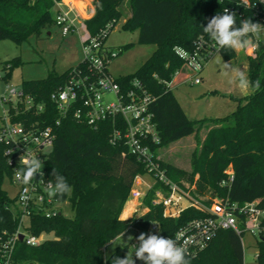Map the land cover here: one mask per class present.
<instances>
[{
  "label": "trees",
  "instance_id": "trees-1",
  "mask_svg": "<svg viewBox=\"0 0 264 264\" xmlns=\"http://www.w3.org/2000/svg\"><path fill=\"white\" fill-rule=\"evenodd\" d=\"M57 1L60 0H0V40L20 44L31 35L38 37L48 31L59 11ZM92 1L94 13L84 20L90 35H97L107 24H111L110 32L122 19L123 29L137 31L138 43L154 45L152 53L133 74L119 75L117 80L126 84L137 78L153 96L150 107L160 139L157 147L165 148L192 134L198 138L199 132L205 131L203 139L197 140V146L190 153L189 170L162 160L167 177L179 184H195L199 193L210 191L224 195L225 190L218 183L225 176L223 170L231 165L234 177L228 191L230 198L239 202L260 198V206L264 208V31L252 38L256 42L255 54L247 57L250 92L235 97L238 102L232 113L190 119L166 85L183 65L174 47L191 52L199 37L217 45L204 33L203 27L213 16L224 14L225 9L235 13L237 27L244 19L264 25V4L258 0H248V4L242 0ZM128 46L130 43L121 48ZM218 51L225 60L236 56L232 49ZM0 64L3 70L0 78L7 81L12 68L20 65L21 60L13 57ZM77 65H83L82 61ZM71 68L63 72L50 70L43 78L21 81L23 94L33 103L41 104L42 110L26 109L24 102L7 103L11 121L25 126L33 122L40 127L53 126L55 137L50 150L43 155V174L39 176L54 182L55 169L72 187L70 195L56 198L66 202L73 215L65 216L62 209L50 217L32 213L28 231L35 235L52 233L53 237L35 246L17 241L13 255L16 264H112L114 257L124 258L129 245L116 247L108 256H104L103 247L128 227L145 231L149 223L157 222L163 236L171 234L187 219L201 215L193 208H186L175 218L162 216V206L150 203L158 186L155 184L142 201L149 207L146 213L138 220L120 218L135 176L144 175L145 169L135 157L122 155L123 147L109 142L110 122L92 128L68 115L55 124L59 114L50 96L65 83ZM256 81L260 82L259 89L255 87ZM23 167L17 165L18 169ZM12 175L13 167L7 164L1 151L0 244L18 225L19 213L10 209L16 203L15 195L10 199L3 188L5 178L15 187ZM255 245L256 263L264 264V235ZM187 259L189 264H243L241 237L231 229L219 230L204 249Z\"/></svg>",
  "mask_w": 264,
  "mask_h": 264
},
{
  "label": "built area",
  "instance_id": "built-area-1",
  "mask_svg": "<svg viewBox=\"0 0 264 264\" xmlns=\"http://www.w3.org/2000/svg\"><path fill=\"white\" fill-rule=\"evenodd\" d=\"M242 1L248 4V0ZM258 1L264 4V0ZM55 4L59 11L54 24L61 29V34L78 31L77 23L81 18L79 13L71 7L64 9L60 1ZM82 26L85 30V34L81 36L83 65L73 66L65 83L50 96L59 114L55 124L68 115L92 128H97L103 122L112 124L109 142L123 147L122 155L129 154L142 163L144 174L149 175L152 180L145 183L140 181V175L135 176L127 200H139V209L136 213L133 210L129 217L138 220L148 211L149 207L143 204V198L148 190L158 184L150 203L162 206V216L175 218L186 208H193L201 214L187 219L171 234L163 235L165 238L176 239L185 247L187 257L204 249L217 232L223 229H231L240 237L248 232L254 237L256 244L257 239L264 235V208L260 206V198L244 202L230 198L228 191L234 177L231 165L223 170L225 176L218 183L219 187L224 188V195L210 191L199 193L195 190V184L171 181L162 167L163 159L160 147H157L160 139L150 107L153 96L139 79L133 78L126 84L119 83V76L114 77L108 72L109 61L117 55V51L105 46L104 42L111 24H107L94 36L87 32L84 23ZM195 45L191 52L181 47H174V51L183 60L182 67L187 70L186 79L196 84L200 82L197 75L204 63L215 50L218 51L219 46L202 37H199ZM255 49L256 42L253 41L252 46L246 49L248 55L254 56ZM193 59L200 65L199 69L193 65ZM181 68L166 83L168 87L171 88L172 81ZM6 87L7 94L0 96L1 103L16 105L17 102H24L26 109L34 107L36 111L42 110V105L33 103L21 88L16 89L10 85ZM106 95H111L113 99L106 100ZM54 137L53 126L40 127L37 122L25 126L22 122L11 121L7 109L0 116V152L6 157L7 164L13 167L12 182L16 187L15 202L19 213L15 231L7 235L0 244V264H16L13 255L17 241L35 246L45 239V233L35 235L28 231L32 213H41L45 217L54 216L60 213L61 205L66 204L59 202L56 197L48 196L46 185L49 180L39 176V173L30 185H24L22 179L16 176L17 165H23L24 159L38 157L42 161L43 155L50 150ZM139 185H143L144 189L139 188ZM145 232L160 235L158 223H149ZM20 233L23 235L22 240H19ZM138 245V241L131 243L134 249Z\"/></svg>",
  "mask_w": 264,
  "mask_h": 264
},
{
  "label": "rangeland",
  "instance_id": "rangeland-1",
  "mask_svg": "<svg viewBox=\"0 0 264 264\" xmlns=\"http://www.w3.org/2000/svg\"><path fill=\"white\" fill-rule=\"evenodd\" d=\"M125 5L124 10L127 12ZM89 17V15L84 16ZM83 20L77 23L78 31L61 34V29L53 24L48 31H43L38 37L31 35L27 40L17 44L9 39L0 40V62L19 57L21 64L14 66L7 81L0 78V96L7 94V85L16 89L20 88L23 79H36L45 77L50 70L63 72L77 65L82 60L81 36L85 34L82 26ZM122 19L112 28L105 38V46L120 53L113 57L108 65V72L116 77L119 75L133 74L154 50L152 44L137 42V31H129L121 27ZM260 35V34H259ZM130 43L127 48H121ZM243 51H238L233 59L225 60L217 50L206 60L200 73L197 75L199 83H191L186 79L187 70L182 67L171 85V91L185 114L190 119L216 118L226 116L236 108L235 97H242L250 89L241 90L237 83L230 82L224 75L223 63H229L232 68L241 69L247 76V57ZM1 66V64H0ZM3 70L0 68V76ZM106 100H112L111 95L105 96ZM7 109V103L0 102V116ZM204 130L199 132L196 138L193 134L177 141L171 142L165 148H160V154L164 161L174 163L176 166L189 170V158L191 151L197 146L198 141L204 137ZM198 140V141H197ZM140 181L150 183L149 175H140ZM187 183V182H186ZM3 188L7 191L10 199L14 198L16 188L5 178ZM139 188L144 189L143 185ZM208 192V191H207ZM139 200L126 201L123 207L121 219L129 217L134 210L138 211ZM17 204L12 203L10 209L16 213ZM65 216H72L73 212L67 204L61 205ZM132 215V214H131ZM27 222V221H26ZM141 233L150 232L136 231L128 227L124 232L106 243L103 247L104 256L110 255L116 247L128 244L127 253H134L131 243L138 241ZM45 238H52V233H45ZM243 245V264H257L255 253L256 245L254 237L244 232L241 237ZM139 242V241H138Z\"/></svg>",
  "mask_w": 264,
  "mask_h": 264
},
{
  "label": "clouds",
  "instance_id": "clouds-1",
  "mask_svg": "<svg viewBox=\"0 0 264 264\" xmlns=\"http://www.w3.org/2000/svg\"><path fill=\"white\" fill-rule=\"evenodd\" d=\"M236 15L230 13L228 9L224 14L213 16L206 26L204 33L219 46V49H232L243 51L253 44V37H258L264 31V25L254 23L250 19L241 20L239 27L236 26ZM193 65L199 69L200 65L193 59ZM223 75L232 83H237L241 90H247L250 86L245 72L241 69L232 68L229 63H223ZM260 82L256 81L255 87L259 89ZM24 167L17 169L16 176L22 179L24 185H30L36 175L43 174V162L38 157H31L23 160ZM53 180L48 181L46 188L49 197L70 195L71 185L66 178L53 169ZM131 217H126L128 220ZM125 220V221H126ZM139 245L135 247L134 253L124 258L114 257L112 264H135L136 259L142 260L145 264H189L187 250L181 246L176 239L165 238L156 234L141 233L137 238Z\"/></svg>",
  "mask_w": 264,
  "mask_h": 264
},
{
  "label": "crops",
  "instance_id": "crops-1",
  "mask_svg": "<svg viewBox=\"0 0 264 264\" xmlns=\"http://www.w3.org/2000/svg\"><path fill=\"white\" fill-rule=\"evenodd\" d=\"M60 3H61V6L64 9H66L68 7H71L73 9V11H76L77 13H79V15L81 17V20H83V23H84L85 19L91 17L93 15V13H94V5H93V1L92 0H69V1L60 0ZM126 13H127V15H129V11L128 10H127ZM87 15H89V17H84V16H87ZM235 52L237 54L238 51H235ZM243 53H244V55L246 57L249 56L246 49L244 50ZM175 77H174V79H175ZM249 92H250V89L245 93V95L248 94ZM122 212H123V210H122ZM122 212L120 214V218H123L122 217Z\"/></svg>",
  "mask_w": 264,
  "mask_h": 264
},
{
  "label": "water",
  "instance_id": "water-1",
  "mask_svg": "<svg viewBox=\"0 0 264 264\" xmlns=\"http://www.w3.org/2000/svg\"><path fill=\"white\" fill-rule=\"evenodd\" d=\"M48 33H49V31H48ZM22 236L23 235L20 233L19 234V240H22ZM133 259L135 260V264H142L143 263L142 260L136 259L135 255H133Z\"/></svg>",
  "mask_w": 264,
  "mask_h": 264
},
{
  "label": "bare ground",
  "instance_id": "bare-ground-1",
  "mask_svg": "<svg viewBox=\"0 0 264 264\" xmlns=\"http://www.w3.org/2000/svg\"><path fill=\"white\" fill-rule=\"evenodd\" d=\"M65 1H69V0H65Z\"/></svg>",
  "mask_w": 264,
  "mask_h": 264
}]
</instances>
